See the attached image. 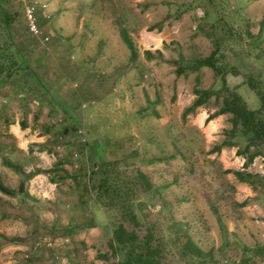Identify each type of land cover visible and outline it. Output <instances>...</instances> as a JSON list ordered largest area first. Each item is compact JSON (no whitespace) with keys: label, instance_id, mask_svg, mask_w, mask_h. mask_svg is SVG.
<instances>
[{"label":"rangeland","instance_id":"374dc122","mask_svg":"<svg viewBox=\"0 0 264 264\" xmlns=\"http://www.w3.org/2000/svg\"><path fill=\"white\" fill-rule=\"evenodd\" d=\"M32 2L38 36L27 26ZM217 44L230 91L210 67L177 72ZM1 54L0 65L16 64L0 73V180L17 191L12 166L38 174L9 131L26 123L49 135L33 150L47 152L42 174L60 194L47 213V199L0 192V264L126 261L132 247L119 249L113 231L132 215L163 264H264V145L246 166L245 138L214 150L232 114L206 123L231 92L260 107L247 79L264 88V0H0ZM197 88L213 94L184 116ZM62 90L75 95L69 105Z\"/></svg>","mask_w":264,"mask_h":264},{"label":"trees","instance_id":"16d2710c","mask_svg":"<svg viewBox=\"0 0 264 264\" xmlns=\"http://www.w3.org/2000/svg\"><path fill=\"white\" fill-rule=\"evenodd\" d=\"M124 30V29H123ZM123 38L127 42L129 48L132 50V56L136 57V49L135 44L127 34V32L123 31ZM145 53L150 57L152 52L147 50ZM221 46L217 44L216 49H214L211 54L203 59L197 60H190L186 62V66L178 67L177 72L181 75L185 72L186 68L194 70H198L202 67H210L216 71V75H223L222 81L225 85L223 88L227 89V80L225 77V72L227 73V69L224 70L223 67L218 66V57L221 56ZM132 57V58H133ZM0 58H3V54L0 55ZM10 65L6 66L3 64L0 65V73L4 74L7 73L10 68L15 66V62H10ZM185 64V63H184ZM231 68V72L235 75L239 74L238 71H235ZM8 78H6V83ZM248 86L257 93L260 98V107L256 109H251L248 106V103L243 100L242 95L237 92H231L229 97L224 100V106L218 109L213 114H210L209 117L206 119V123H209L213 119L223 114H232L231 122H232V129L227 131V135L229 138L225 140L220 145L215 147V151H221L225 147H236L238 146V141L235 138H245L246 145L244 148H239L238 153L239 155H246V163L245 165L248 166L249 164L253 163L254 159L263 153L261 147L264 145V88H261L262 85L261 81H257L251 75L248 76L247 79ZM28 90V89H27ZM195 94L198 95L197 100L195 101L193 107L187 109L184 113L186 116L189 112L194 110L196 107L203 106L206 102L210 99L213 92L211 90H200L195 89ZM23 129L27 127L26 123L22 124ZM254 146L255 150L251 151V147ZM155 162V161H152ZM18 173L21 174V180L18 186V190L11 189L7 187L1 180H0V192L9 196H15L17 192L23 193L25 192V182L33 177L34 173L25 174L22 167L12 166ZM99 168L100 174L104 173L106 178H108V168L106 167V163L104 165L97 166ZM98 171H93V177ZM37 173H44L42 169H37ZM236 175L241 181L246 182V175L243 172H236ZM123 191V189H122ZM121 191V192H122ZM120 192V193H121ZM105 197V195H104ZM102 193L98 195V201L105 202ZM121 197V195H120ZM106 203H108L106 201ZM130 216V215H128ZM139 219L136 215H132L131 219H126L118 223V226L115 225L113 231V241L116 242V246L119 249H128L132 247L133 255L131 258L126 261L117 262L116 264H163L162 259L157 254L156 250H154L152 246L154 234L149 227L144 229L140 226L138 222ZM130 223V226L128 225ZM142 234L143 237L141 238L139 235ZM134 248H137L136 251ZM143 248L144 251L138 249ZM156 252V253H155ZM158 256V257H157Z\"/></svg>","mask_w":264,"mask_h":264},{"label":"crops","instance_id":"0c3cea01","mask_svg":"<svg viewBox=\"0 0 264 264\" xmlns=\"http://www.w3.org/2000/svg\"><path fill=\"white\" fill-rule=\"evenodd\" d=\"M152 52V51H151ZM44 64V61H43ZM42 68H44V66H41ZM39 67V69L41 68ZM46 71V69H45ZM184 74V73H183ZM235 76H239V75H233ZM42 77V76H41ZM62 77L63 75L59 76V81L56 83L59 87L62 86L63 81H62ZM235 84V83H234ZM61 95L60 96L62 99H64L65 103H69V100L73 99L75 97V95H68L66 96L63 92V90L61 91ZM88 105L84 104L83 107H86ZM59 107V104H58ZM60 108V107H59ZM256 109V108H255ZM25 129V130H24ZM22 128L21 123L20 122H16V123H11L9 125V131L10 133H14L18 138H19V143H18V148L28 156L29 159L31 158V155L36 156V158H38V164L36 165L37 169H41V165H42V158L45 157L46 155V151L45 152H39L36 150H33V146L34 147H38L40 150L41 145H35L34 143H42L45 142V140H47V131H37L36 129H32L30 127H26V128ZM31 144V145H30ZM43 146V145H42ZM32 147V148H31ZM26 155V156H27ZM34 158V157H33ZM28 174L30 173L29 169L26 171ZM45 178H47L46 175L42 174V173H38L36 175H34L32 178H30V180H26L25 182V192L20 193L21 195H29V196H36V198H44L47 199L49 201V204L52 205L51 208L44 210L47 213L54 212V201H57V196H59L60 192L58 188V183L55 181H51L47 178V180H45ZM47 186L49 189L47 190V188L45 187ZM12 189V188H11ZM2 193V192H1ZM6 195V194H4ZM9 196V195H8ZM16 196V195H15ZM56 212V210H55Z\"/></svg>","mask_w":264,"mask_h":264},{"label":"built area","instance_id":"2783aa9c","mask_svg":"<svg viewBox=\"0 0 264 264\" xmlns=\"http://www.w3.org/2000/svg\"><path fill=\"white\" fill-rule=\"evenodd\" d=\"M39 7L38 2H32L26 6V20L29 30L36 36L42 34L41 28L38 22L37 9ZM45 40H49V37H45ZM80 133V131H79ZM85 141V140H84Z\"/></svg>","mask_w":264,"mask_h":264}]
</instances>
